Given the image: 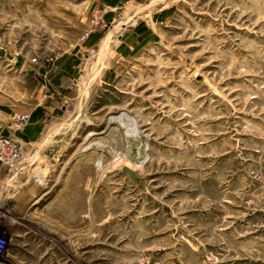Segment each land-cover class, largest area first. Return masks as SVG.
I'll return each mask as SVG.
<instances>
[{"label":"rangeland","instance_id":"1","mask_svg":"<svg viewBox=\"0 0 264 264\" xmlns=\"http://www.w3.org/2000/svg\"><path fill=\"white\" fill-rule=\"evenodd\" d=\"M0 137V264H264V0H0Z\"/></svg>","mask_w":264,"mask_h":264},{"label":"built area","instance_id":"2","mask_svg":"<svg viewBox=\"0 0 264 264\" xmlns=\"http://www.w3.org/2000/svg\"><path fill=\"white\" fill-rule=\"evenodd\" d=\"M103 26V20L100 17H94L89 25L86 35L92 30L100 29ZM17 122L25 120V117L18 115L16 118ZM0 160L1 163L7 164L11 169H16L21 162V148L17 141L0 137ZM5 242L4 239L0 238V250L3 249Z\"/></svg>","mask_w":264,"mask_h":264},{"label":"crops","instance_id":"3","mask_svg":"<svg viewBox=\"0 0 264 264\" xmlns=\"http://www.w3.org/2000/svg\"><path fill=\"white\" fill-rule=\"evenodd\" d=\"M64 66L61 68V66ZM62 65H60V68L58 69H67L65 68V64L62 63ZM55 76V75H54ZM53 76V77H54ZM65 78L63 75H58L55 80L56 82H58L60 85H63V83L65 82ZM43 109H47L46 107H42ZM49 108V107H48ZM41 112V114H34L31 117V122L28 123V125L25 127V129L23 130L22 134H24V137H29V139H35L38 136H40L42 134V131L44 129V124H43V117H42V113L44 111H39ZM33 114V113H32Z\"/></svg>","mask_w":264,"mask_h":264},{"label":"bare ground","instance_id":"4","mask_svg":"<svg viewBox=\"0 0 264 264\" xmlns=\"http://www.w3.org/2000/svg\"><path fill=\"white\" fill-rule=\"evenodd\" d=\"M91 133V132H90ZM90 135V134H89ZM120 166V165H119ZM122 166L124 167V169L125 168H127V169H131V170H133V171H135L136 169H135V167L133 166V164L131 165L130 163H128V162H123L122 163ZM136 166V165H135Z\"/></svg>","mask_w":264,"mask_h":264},{"label":"water","instance_id":"5","mask_svg":"<svg viewBox=\"0 0 264 264\" xmlns=\"http://www.w3.org/2000/svg\"><path fill=\"white\" fill-rule=\"evenodd\" d=\"M124 170L128 171L129 174H130L132 177H134L133 170H131V169H127V168H125Z\"/></svg>","mask_w":264,"mask_h":264}]
</instances>
